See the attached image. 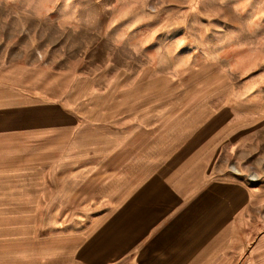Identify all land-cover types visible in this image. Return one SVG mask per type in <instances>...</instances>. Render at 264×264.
I'll return each mask as SVG.
<instances>
[{"label": "crops", "instance_id": "1", "mask_svg": "<svg viewBox=\"0 0 264 264\" xmlns=\"http://www.w3.org/2000/svg\"><path fill=\"white\" fill-rule=\"evenodd\" d=\"M152 71H135L120 96L111 86L106 112L101 92L73 106L27 68L0 66V143L61 138L76 153L61 179L79 201L64 213L77 220L64 227L61 261L43 264H264V189L225 163L260 131L239 127L231 103L214 111L207 81L188 101L199 111H169L181 97Z\"/></svg>", "mask_w": 264, "mask_h": 264}, {"label": "rangeland", "instance_id": "2", "mask_svg": "<svg viewBox=\"0 0 264 264\" xmlns=\"http://www.w3.org/2000/svg\"><path fill=\"white\" fill-rule=\"evenodd\" d=\"M14 64L73 106L101 92L106 112L110 87L122 95L137 70L165 77L166 96L181 97L169 111H199L188 101L207 81L214 111L231 103L239 127L260 131L225 163L264 189V0H0V66ZM202 64L207 73L192 70ZM69 158L61 138L0 143V264L61 261L64 227L77 220L64 212L79 204L62 192ZM262 230L264 243V201Z\"/></svg>", "mask_w": 264, "mask_h": 264}]
</instances>
